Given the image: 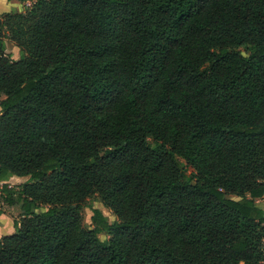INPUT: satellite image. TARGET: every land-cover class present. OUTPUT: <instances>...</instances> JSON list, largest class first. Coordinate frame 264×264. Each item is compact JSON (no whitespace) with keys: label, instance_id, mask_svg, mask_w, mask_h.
Instances as JSON below:
<instances>
[{"label":"trees","instance_id":"16d2710c","mask_svg":"<svg viewBox=\"0 0 264 264\" xmlns=\"http://www.w3.org/2000/svg\"><path fill=\"white\" fill-rule=\"evenodd\" d=\"M18 1L0 264H264V0Z\"/></svg>","mask_w":264,"mask_h":264},{"label":"rangeland","instance_id":"374dc122","mask_svg":"<svg viewBox=\"0 0 264 264\" xmlns=\"http://www.w3.org/2000/svg\"><path fill=\"white\" fill-rule=\"evenodd\" d=\"M30 3L29 2H19L18 0H0V16L2 13L5 12H24L28 7ZM3 40L5 42V54L13 60H18L21 57L20 49L12 42L7 35H3ZM3 98V96H0V100ZM24 180L12 176L9 180L4 182L7 185V189H14L17 190V185L22 183ZM3 183H0V189L1 185ZM99 209L106 219L109 222H113L116 220L115 215L112 213V211L105 207L102 202L100 201L98 195H91L87 197L83 204L81 209V218H82V224L85 228L93 227L90 222V217L92 215L91 211L92 209ZM0 238L3 237L6 234H11L14 232L13 223L19 222L22 218L21 212L18 208L17 204H8L4 201H1L0 203ZM99 238L101 240L106 239V232L101 230L98 234Z\"/></svg>","mask_w":264,"mask_h":264},{"label":"crops","instance_id":"0c3cea01","mask_svg":"<svg viewBox=\"0 0 264 264\" xmlns=\"http://www.w3.org/2000/svg\"><path fill=\"white\" fill-rule=\"evenodd\" d=\"M256 203L259 207H261L262 209H264V198L262 199H257Z\"/></svg>","mask_w":264,"mask_h":264}]
</instances>
